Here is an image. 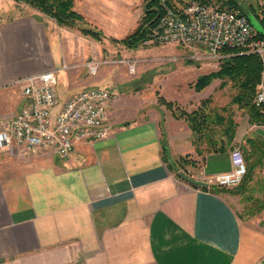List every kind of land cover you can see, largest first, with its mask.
I'll use <instances>...</instances> for the list:
<instances>
[{
	"label": "crops",
	"instance_id": "0c3cea01",
	"mask_svg": "<svg viewBox=\"0 0 264 264\" xmlns=\"http://www.w3.org/2000/svg\"><path fill=\"white\" fill-rule=\"evenodd\" d=\"M141 2L75 0L74 9L84 17L75 26L40 12L0 17V130L26 101L20 86L6 83L32 73L57 69L60 102L91 86L115 94L107 107L110 134L78 142L67 158L16 144L0 151V264L264 260V227L251 217L249 195L264 194V123L251 122L240 107L228 113L231 138L226 124H217L214 136L204 131L198 138L160 97L190 112L188 96L195 91L188 85L203 66L181 67L174 86L157 83L158 94L141 75L131 76L136 71L120 77L116 64L88 72L86 61L114 55L116 44L132 50L121 40L138 25ZM217 80L226 84L213 79L206 86L211 94ZM232 146L240 147L247 165L237 186L201 187L179 175L180 158L195 177L230 170Z\"/></svg>",
	"mask_w": 264,
	"mask_h": 264
},
{
	"label": "built area",
	"instance_id": "2783aa9c",
	"mask_svg": "<svg viewBox=\"0 0 264 264\" xmlns=\"http://www.w3.org/2000/svg\"><path fill=\"white\" fill-rule=\"evenodd\" d=\"M262 4L264 16V0ZM160 6L162 13L142 44L194 48L185 56L166 58L173 61L182 58L221 61L231 55L226 50L235 48L256 53L261 62V81L254 102L264 112V36L256 37L248 16L237 10L210 6L202 0H190L180 8L167 0H160ZM140 61L137 57L106 56L94 57L85 65L91 75L96 74L104 63H120L128 72L134 73ZM56 74L57 69H48L6 83L20 86L26 101L17 115L8 120L7 127L0 130V151L16 144L26 152L51 149L61 158H67L78 142L94 141L110 134L107 107L115 94L107 88L91 86L60 102ZM236 151L243 157L240 164L232 158ZM230 160V170L196 178L218 186H237L247 172L239 146L230 150ZM263 261L258 264H264Z\"/></svg>",
	"mask_w": 264,
	"mask_h": 264
},
{
	"label": "rangeland",
	"instance_id": "374dc122",
	"mask_svg": "<svg viewBox=\"0 0 264 264\" xmlns=\"http://www.w3.org/2000/svg\"><path fill=\"white\" fill-rule=\"evenodd\" d=\"M143 1L141 2V6L143 5ZM171 4L174 6L180 8L183 7L188 1L190 0H169ZM206 4L218 7V8H224L228 9L226 7L220 6V2L218 0H202ZM239 2L245 7L247 10V15L252 18L254 21V24L252 23L256 37H263L264 33L262 34L259 29H263L264 31V25L261 22V18L264 20L263 16V4L262 0H239ZM234 10V9H233ZM33 12H40L43 13L31 6H29L26 3L19 2L16 0H0V17H7L9 15H21V14H27V13H33ZM44 14V13H43ZM143 14V9H142ZM256 14V15H255ZM125 45V44H124ZM115 52L114 57H137L140 58L141 61L138 63V69L133 75H141V79L144 83H146L148 86L152 85L153 90L156 94L159 93L158 90V82L163 80L164 83L166 82L167 85L174 86V80L176 79V74L180 73V68L191 64L195 65L196 67L203 66V69H201V74L197 76L199 73L197 70L194 72L196 73V80L194 83H189V88H194V94L193 97L188 96L190 100L189 110H200L203 111L211 118H213V115L216 112L223 113L225 115H228L230 112H235L237 110H240L238 104L232 103L231 99L232 97L238 92V89L233 86L231 80L226 79V84L222 85L221 80L215 81L213 84L215 88V92L211 94V89H207V85L217 77H214L211 79V81L199 88L196 89V83L198 79L207 77L211 73L217 72L220 67V62L217 60H208V61H196V60H190V59H178L176 61L173 60H166L169 56H185L187 54H190L194 48L192 47H185L181 45H175V44H149L144 45L140 44L136 47H132V50L120 46L119 44L115 45ZM122 54V55H120ZM116 64L115 65V71L120 77H126L129 76L130 73L127 71V67L120 63H111ZM126 68H125V67ZM206 87V89H205ZM259 87V83L256 86L255 93ZM211 94V95H208ZM203 96V97H202ZM202 97V98H201ZM199 99V100H198ZM227 103L225 105L226 113L224 111H221V104ZM169 108V107H168ZM172 109V108H170ZM219 126L216 123H210L208 127L204 129V131H209L212 133L211 135L218 131ZM203 131V132H204ZM202 139V137L200 138ZM233 147V146H232ZM183 170V169H182ZM190 174V172L188 173ZM245 180V178H244ZM250 197L252 198V206L250 207V210H253V214L251 217L258 220L259 224L264 227V209H259V205L264 206V194H255V192H251ZM264 262V261H263Z\"/></svg>",
	"mask_w": 264,
	"mask_h": 264
},
{
	"label": "trees",
	"instance_id": "16d2710c",
	"mask_svg": "<svg viewBox=\"0 0 264 264\" xmlns=\"http://www.w3.org/2000/svg\"><path fill=\"white\" fill-rule=\"evenodd\" d=\"M28 4L29 6L43 12L44 14L53 18L59 25L75 26L84 22L82 14L74 9L75 0H16ZM169 3L170 1L167 0ZM220 6L228 9L237 10L247 15V10L239 2V0H218ZM143 14L140 17L138 25L134 30L128 34L121 41L127 47H136L146 39L149 29L155 25L159 16L162 13L160 0H144ZM256 15V14H255ZM264 25V20L260 19ZM82 31L93 36L98 35V32L93 29L83 27ZM231 53L230 56L223 58L220 61V67L217 72L211 73L207 77L198 79L196 83V89H199L207 85L212 78L219 77L222 79L231 80L233 86L238 89V92L232 97L231 102L236 103L239 107L244 108L249 114V120L251 122L264 123V112L261 107L254 102L255 89L257 84L261 81V62L259 57L254 52H247L245 48L226 50ZM160 101L167 107L173 108V112L176 116L184 117L188 120L192 130L196 136L200 138L206 127L210 123L226 124L228 129V137L233 136L234 123L232 118L216 112L213 118L209 114L200 111L192 110L190 112L182 109L178 106L174 107V102L167 101L165 98L160 97ZM221 111H226L225 106L221 108ZM201 153V151L199 152ZM187 161L186 158H180L177 161V165L182 168L186 173L187 170L183 166V163Z\"/></svg>",
	"mask_w": 264,
	"mask_h": 264
},
{
	"label": "water",
	"instance_id": "95a60500",
	"mask_svg": "<svg viewBox=\"0 0 264 264\" xmlns=\"http://www.w3.org/2000/svg\"><path fill=\"white\" fill-rule=\"evenodd\" d=\"M248 16V15H247ZM248 18L250 19L251 23L254 24V21L252 20V18H250V16H248ZM258 31H260L262 34L264 33L263 29H259ZM179 175L186 180L187 182H189L190 184L196 185V186H201V187H205L208 185V183L204 180H201L199 178L193 177L188 175L184 170H179Z\"/></svg>",
	"mask_w": 264,
	"mask_h": 264
},
{
	"label": "clouds",
	"instance_id": "9594fccd",
	"mask_svg": "<svg viewBox=\"0 0 264 264\" xmlns=\"http://www.w3.org/2000/svg\"><path fill=\"white\" fill-rule=\"evenodd\" d=\"M232 158L235 159V162L237 164H240L243 161V157H242V155L238 151L232 153Z\"/></svg>",
	"mask_w": 264,
	"mask_h": 264
}]
</instances>
